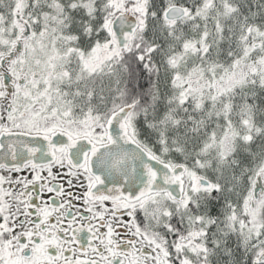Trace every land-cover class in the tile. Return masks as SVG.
I'll return each mask as SVG.
<instances>
[{"label":"snow or ice","instance_id":"1","mask_svg":"<svg viewBox=\"0 0 264 264\" xmlns=\"http://www.w3.org/2000/svg\"><path fill=\"white\" fill-rule=\"evenodd\" d=\"M0 264H264V0H0Z\"/></svg>","mask_w":264,"mask_h":264}]
</instances>
